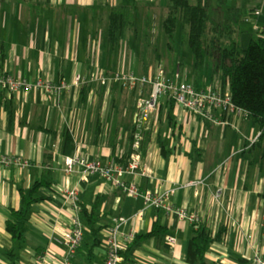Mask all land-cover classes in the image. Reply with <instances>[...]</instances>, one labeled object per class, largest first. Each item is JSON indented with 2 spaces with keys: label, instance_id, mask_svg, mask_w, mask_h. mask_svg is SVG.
Instances as JSON below:
<instances>
[{
  "label": "crops",
  "instance_id": "0c3cea01",
  "mask_svg": "<svg viewBox=\"0 0 264 264\" xmlns=\"http://www.w3.org/2000/svg\"><path fill=\"white\" fill-rule=\"evenodd\" d=\"M157 1L0 0V72L43 79L53 86L15 92L0 88V155L18 156L27 163L0 166V264H11L6 252L14 248V239L6 223L13 218L12 209L21 205L20 189L42 179L52 181V186L40 189L46 199L34 204L19 264H36L40 252L46 253V264H66L65 249L54 239V229L68 227L74 211L66 190L75 188L88 211L96 204L101 214L96 224L101 227V241L94 246L91 228L85 226L89 242L82 243L76 264H105L104 238L120 217L127 219L121 230L133 238L151 233L157 219L166 230L145 238L134 248L133 261L124 264H190V241L197 228L193 223L146 206L142 197L127 196L102 176L82 180L80 166L73 173L66 172L65 159L75 154L90 161L110 157L131 161L138 154L149 170L146 175L127 173L129 181H138L143 189L157 194L174 190L169 201L196 212L200 224L214 237L223 228L221 239L209 246V264H254L257 251L264 253V155L254 115L217 109L225 123H216L160 96L144 142L136 149L132 142L142 110L139 102L150 93L151 83L142 89L119 82L65 88L79 75L86 81L102 73L145 76L164 65L169 74L180 71L199 87L231 90L230 85L223 86L222 73L211 62L199 75L194 61L173 64L171 55L164 60L156 54L152 44L157 38L152 36L161 16ZM236 1L247 3L245 21L257 22L255 33L261 36L264 12L254 15L260 0ZM228 8H235L231 0ZM151 9L156 11L152 30L145 22ZM187 32L178 35L176 31L173 36L166 32L168 49L182 46ZM68 135L71 143H67ZM167 236L175 238L173 245Z\"/></svg>",
  "mask_w": 264,
  "mask_h": 264
},
{
  "label": "built area",
  "instance_id": "2783aa9c",
  "mask_svg": "<svg viewBox=\"0 0 264 264\" xmlns=\"http://www.w3.org/2000/svg\"><path fill=\"white\" fill-rule=\"evenodd\" d=\"M263 12L264 0H260L259 4L254 8V15L258 17ZM257 29H260L259 25ZM87 82H100L102 84L119 82L124 87L130 89H142L144 84L151 83L150 93L147 96H143L139 102L142 110L138 112L136 117L132 142L133 147L136 149H140L144 142L149 117L156 110L160 96L165 95L184 109L194 112L198 117L216 123H225L217 115V109L230 113L245 112L244 109L239 108L233 102L231 90H222L214 86L199 87L195 83L185 79L180 71L169 74L164 65H159L155 72L145 76H139L135 72H116L110 75L102 73L99 75L92 74L86 81L84 77L79 75L71 85L66 84L65 88L78 87ZM52 87L50 82H46L43 79L28 80L15 78L8 73L0 72V88L9 90L10 92H15L20 89H51ZM16 164L26 165L27 163L23 162L21 157L18 156L0 155V166L10 168ZM76 166L82 168L81 178L84 181H87L95 175L102 176L127 196L135 198L142 197L148 207L162 209L169 215L190 221L196 227L201 223V219L196 212L169 201V196L173 194V191H169L166 194H157L152 190L143 189L141 183L138 181L127 180L124 174L138 173L140 175H146L148 173V163L143 161L138 154L131 161H121L117 157L90 161L87 157L78 154L66 157L64 166L66 172L73 173ZM66 196L72 206L74 215L70 218L68 227L58 226L54 229V239L65 249V263L76 264V258L84 240L85 228L79 214L81 196L77 188L66 190ZM126 220L124 217L117 219L115 225L104 238V245L107 249L105 264H122V252L126 249L127 243L133 238L131 233H126L121 230V226ZM167 240L171 245L175 243L173 236H167ZM37 255L38 259L36 264H46V253L40 252ZM254 264H264L263 252L258 251L255 254Z\"/></svg>",
  "mask_w": 264,
  "mask_h": 264
},
{
  "label": "trees",
  "instance_id": "16d2710c",
  "mask_svg": "<svg viewBox=\"0 0 264 264\" xmlns=\"http://www.w3.org/2000/svg\"><path fill=\"white\" fill-rule=\"evenodd\" d=\"M228 1L220 0L219 13L215 14L212 13L208 0H171L164 28L170 36H173L177 31L179 22L182 32L188 29L187 41L192 50L196 73L203 75L208 62L212 63L216 71H221L223 86H231L235 105L254 115L257 119L261 128L258 144L264 155V34H261L257 39H252L249 45L244 47L241 41L234 37L233 30L225 25L226 20L230 21L223 12ZM155 12L154 9H151V13L145 19L146 25L151 30L156 20ZM112 37L114 38V33H112ZM83 89V94H85V87ZM67 143H71L69 135ZM42 186L51 187L52 181L42 179L30 188L22 187L20 189L21 205L18 209H12L13 218L6 223V228L14 239V248L6 252L11 264L20 263L19 251L24 249L27 244L25 231L34 204L46 199L40 193ZM262 203L264 209V194ZM79 214L84 226L91 228L92 236L95 238L93 244L96 246L101 241L99 237L101 227H96L101 214L97 211L96 204L89 212L84 203L80 201ZM223 231L222 228L220 233L214 237L206 225L199 224L190 241L188 262L190 264H209L206 260L209 246L215 239H221ZM165 232L166 230L157 219L151 233L135 235L122 252V264L133 261L134 248L140 245L145 238L155 234L162 235ZM84 242L86 244L89 242L85 240V233ZM82 245L80 250H82Z\"/></svg>",
  "mask_w": 264,
  "mask_h": 264
},
{
  "label": "rangeland",
  "instance_id": "374dc122",
  "mask_svg": "<svg viewBox=\"0 0 264 264\" xmlns=\"http://www.w3.org/2000/svg\"><path fill=\"white\" fill-rule=\"evenodd\" d=\"M232 4H234L235 8L233 10H230L228 8V5L223 8V12L225 17H229L228 20H226L227 23H225L227 28H231L234 33V37L238 38L242 45L244 47H247L249 43L252 41V39H257V35L255 33V26L257 25V22L254 23V21H251L247 23L244 18V13L243 9L246 7L247 3H244L243 1L239 2L236 0H231ZM170 0H158L156 4V11H158L161 16L157 19L156 23V28L158 29L155 31L153 34L157 38V43L152 44L153 48L158 52L156 53L158 56H162V58L165 60L169 55H171V58L173 59L175 64L176 62H179L182 60L185 64H192L193 63V54L192 50L187 43V33H186V40L182 46H179L175 44L174 49L169 50L168 49V39L169 35L165 32L163 24L165 21V13L168 14L169 6H170ZM210 5H211V10L212 13H219L218 7L220 6L219 0H210ZM240 6V7H239ZM241 8V9H240ZM224 17V18H225ZM181 24L180 22L178 23V30L177 34L180 35L182 33V30L180 29ZM188 30V29H187ZM147 52H152V51H147ZM154 52V51H153ZM261 134V132H260ZM127 174H124L126 177ZM128 180V179H127ZM174 193V190H172ZM189 209V208H188ZM258 252V251H257ZM261 252V251H260Z\"/></svg>",
  "mask_w": 264,
  "mask_h": 264
}]
</instances>
